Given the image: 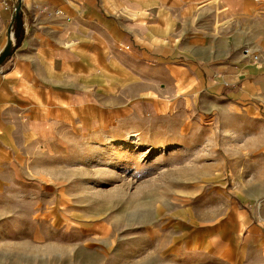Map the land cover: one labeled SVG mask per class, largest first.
Returning <instances> with one entry per match:
<instances>
[{
	"label": "rangeland",
	"instance_id": "1",
	"mask_svg": "<svg viewBox=\"0 0 264 264\" xmlns=\"http://www.w3.org/2000/svg\"><path fill=\"white\" fill-rule=\"evenodd\" d=\"M183 110L20 128L0 150V264H264V117Z\"/></svg>",
	"mask_w": 264,
	"mask_h": 264
},
{
	"label": "crops",
	"instance_id": "2",
	"mask_svg": "<svg viewBox=\"0 0 264 264\" xmlns=\"http://www.w3.org/2000/svg\"><path fill=\"white\" fill-rule=\"evenodd\" d=\"M0 68V150L34 123L187 115L199 100L264 117V10L255 0H0Z\"/></svg>",
	"mask_w": 264,
	"mask_h": 264
},
{
	"label": "built area",
	"instance_id": "3",
	"mask_svg": "<svg viewBox=\"0 0 264 264\" xmlns=\"http://www.w3.org/2000/svg\"><path fill=\"white\" fill-rule=\"evenodd\" d=\"M255 2H257L262 7V9L264 10V0H255ZM124 48L129 49V46L128 45L127 46L119 45V49L122 50ZM2 72H3V70L0 68V74H2Z\"/></svg>",
	"mask_w": 264,
	"mask_h": 264
},
{
	"label": "bare ground",
	"instance_id": "4",
	"mask_svg": "<svg viewBox=\"0 0 264 264\" xmlns=\"http://www.w3.org/2000/svg\"><path fill=\"white\" fill-rule=\"evenodd\" d=\"M139 139H140V136H139V134H133L130 138H129V140H130V143H137L138 141H139Z\"/></svg>",
	"mask_w": 264,
	"mask_h": 264
}]
</instances>
